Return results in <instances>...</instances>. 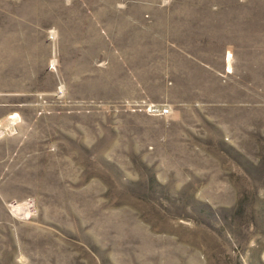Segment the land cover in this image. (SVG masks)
<instances>
[{"label": "rangeland", "instance_id": "obj_1", "mask_svg": "<svg viewBox=\"0 0 264 264\" xmlns=\"http://www.w3.org/2000/svg\"><path fill=\"white\" fill-rule=\"evenodd\" d=\"M0 264H264V0H0Z\"/></svg>", "mask_w": 264, "mask_h": 264}, {"label": "built area", "instance_id": "obj_2", "mask_svg": "<svg viewBox=\"0 0 264 264\" xmlns=\"http://www.w3.org/2000/svg\"><path fill=\"white\" fill-rule=\"evenodd\" d=\"M159 113L161 115H167L168 114V109L167 108H162V109H160Z\"/></svg>", "mask_w": 264, "mask_h": 264}, {"label": "bare ground", "instance_id": "obj_3", "mask_svg": "<svg viewBox=\"0 0 264 264\" xmlns=\"http://www.w3.org/2000/svg\"><path fill=\"white\" fill-rule=\"evenodd\" d=\"M8 126H7V128H9L10 129V125L9 124H7ZM6 126V125H5ZM12 129V128H11ZM5 130V129H4Z\"/></svg>", "mask_w": 264, "mask_h": 264}]
</instances>
